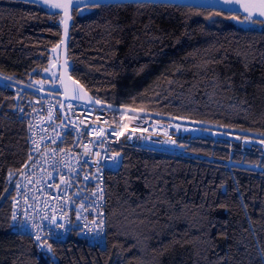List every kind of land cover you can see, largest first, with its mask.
<instances>
[{
  "label": "trees",
  "instance_id": "1",
  "mask_svg": "<svg viewBox=\"0 0 264 264\" xmlns=\"http://www.w3.org/2000/svg\"><path fill=\"white\" fill-rule=\"evenodd\" d=\"M52 13L0 0L1 76L31 86L43 78L60 41L61 16ZM72 17L70 75L97 101L264 134V24L241 22L238 13L148 2L84 6ZM5 85L0 264H264L261 146L208 137L192 139L184 155L117 146L121 165L105 180L104 245H88L73 231L38 250L12 228L7 181L29 148L15 87ZM52 90L60 92L59 84Z\"/></svg>",
  "mask_w": 264,
  "mask_h": 264
},
{
  "label": "built area",
  "instance_id": "2",
  "mask_svg": "<svg viewBox=\"0 0 264 264\" xmlns=\"http://www.w3.org/2000/svg\"><path fill=\"white\" fill-rule=\"evenodd\" d=\"M15 91L18 117L26 122L29 157L10 175L6 189L13 191L11 213L17 217L11 220L13 230L28 235L38 250L44 241L64 239L73 231L88 245H104L105 180L108 171L121 165L122 152L115 149L117 146L135 145L184 155L194 138L221 139L204 128L74 100H66L60 111V102L53 97L20 88ZM136 118L146 120L145 128L129 126ZM151 121L167 124L157 129ZM51 217L64 227L51 224Z\"/></svg>",
  "mask_w": 264,
  "mask_h": 264
},
{
  "label": "water",
  "instance_id": "3",
  "mask_svg": "<svg viewBox=\"0 0 264 264\" xmlns=\"http://www.w3.org/2000/svg\"><path fill=\"white\" fill-rule=\"evenodd\" d=\"M27 3H33L39 5L51 12H55L60 14L61 16V32H60V41L53 48V58L54 65L53 69L58 78V84L60 88V92H53L51 90H42L35 86L24 85L16 83L12 80H5L3 76L0 75V82H4L8 85H11L16 88L25 89L29 92L44 94L50 97L57 99L60 104L58 106V110H62L63 103L66 100H74L77 102L85 103L87 105L100 106L103 108H109L111 110H116L128 114H136L144 117H153L159 118L163 120H169L177 123H182L186 125H191L195 127H200L208 130L220 131L225 133L237 134L242 136H249L256 139L264 140V134H259L255 132L238 130L232 128H225L218 125H212L202 122H193L183 119H173L170 117H162L158 115H154L148 112H144L142 110H135L125 106H116L107 103H96V99H94L90 93L75 79H73L70 75V69L72 67V62L67 58V46L69 41V29L71 27L73 17L72 11L74 8H81L84 6L94 5L96 3L100 4H119V3H140V2H148V3H170L177 5H185L191 7L198 8H207V9H215L221 10L228 13H238L242 16H246L247 14L243 12L242 8H238V6L225 5L223 3H218L217 0H73V5L67 9V15H65V11L63 9H50L47 4L44 3V0H18ZM232 8H237L238 11L230 10ZM70 17V18H69Z\"/></svg>",
  "mask_w": 264,
  "mask_h": 264
},
{
  "label": "snow or ice",
  "instance_id": "4",
  "mask_svg": "<svg viewBox=\"0 0 264 264\" xmlns=\"http://www.w3.org/2000/svg\"><path fill=\"white\" fill-rule=\"evenodd\" d=\"M218 3H223L225 5H232V6H238V8H242L243 12L247 15L244 17V20L241 22H251L252 24H264V0H217ZM44 3L49 6L50 9H63L65 11V15H67V9L73 5V0H44ZM94 7H99L100 5L98 3L93 5ZM230 10L238 11L237 8H232ZM52 14H58V13H52ZM219 15L220 13H216ZM70 18V17H69ZM231 19L238 20V16H232ZM5 80H11V77H4ZM6 87L8 85H5ZM96 103H99V101H95ZM113 132L116 130L113 129ZM123 135V133H121ZM172 143L175 144V141H172ZM264 143V141H262ZM99 155V154H97ZM119 153H117V156ZM87 179V177H86ZM12 219L15 221L17 219L16 213H13ZM51 221V224L55 225L57 228H63V224H58L55 217L49 218ZM21 223H25L21 221ZM92 223H96L95 221H92ZM99 231H103L102 228L99 229ZM99 234V232L97 233ZM37 241L41 239L39 235L36 236ZM49 251L52 250L51 245H47Z\"/></svg>",
  "mask_w": 264,
  "mask_h": 264
},
{
  "label": "rangeland",
  "instance_id": "5",
  "mask_svg": "<svg viewBox=\"0 0 264 264\" xmlns=\"http://www.w3.org/2000/svg\"><path fill=\"white\" fill-rule=\"evenodd\" d=\"M247 24H252L251 22H246ZM54 58H53V62L49 65V67L47 69H44L43 71V78L39 79L38 81L35 82V87L42 89V90H50L53 86V84L55 82H57V75L54 72L53 69V65H54ZM133 117V116H132ZM135 119V118H134ZM133 122L139 124L136 125L137 128H145L144 122H146V120H140L137 119L134 120ZM143 122V123H142ZM151 123H153V127L157 128V129H161L164 125H166L167 123H163L161 121H151ZM130 124V123H129ZM141 125V126H140ZM150 125V124H148ZM129 126H135V125H129ZM170 127H174V126H170ZM193 128H197L200 129L199 127H193ZM192 129V128H190ZM196 132H192L193 135H196ZM210 134H212V132H210ZM213 135V134H212ZM221 138L227 139L229 141L232 142H241L242 145H244L245 147H249L251 144H258L261 146V149L263 151V154H261V156H264V143H262V141L260 140H255V139H251V138H238L235 136H226V135H221ZM140 139H138L139 141ZM141 141V140H140ZM251 167H255L258 168L256 165H250ZM262 170H264V168H261Z\"/></svg>",
  "mask_w": 264,
  "mask_h": 264
},
{
  "label": "bare ground",
  "instance_id": "6",
  "mask_svg": "<svg viewBox=\"0 0 264 264\" xmlns=\"http://www.w3.org/2000/svg\"><path fill=\"white\" fill-rule=\"evenodd\" d=\"M129 125H135L134 127H136V125H139V124H136V123H130ZM141 126V125H140ZM130 136V135H129ZM129 139H127L126 141H128Z\"/></svg>",
  "mask_w": 264,
  "mask_h": 264
},
{
  "label": "flooded vegetation",
  "instance_id": "7",
  "mask_svg": "<svg viewBox=\"0 0 264 264\" xmlns=\"http://www.w3.org/2000/svg\"><path fill=\"white\" fill-rule=\"evenodd\" d=\"M58 83H59V82H55L53 85H55V86H56Z\"/></svg>",
  "mask_w": 264,
  "mask_h": 264
}]
</instances>
